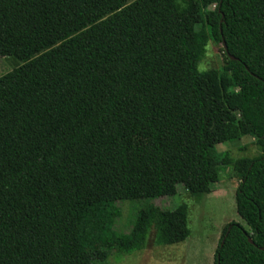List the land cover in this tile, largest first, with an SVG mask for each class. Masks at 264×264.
Instances as JSON below:
<instances>
[{
	"label": "trees",
	"instance_id": "trees-1",
	"mask_svg": "<svg viewBox=\"0 0 264 264\" xmlns=\"http://www.w3.org/2000/svg\"><path fill=\"white\" fill-rule=\"evenodd\" d=\"M207 37L221 70L199 69ZM0 57L22 64L0 78V264L183 243L188 205L152 201L202 198L228 167L246 227L224 229L215 264H264V0H0ZM244 137L260 156L217 149Z\"/></svg>",
	"mask_w": 264,
	"mask_h": 264
},
{
	"label": "rangeland",
	"instance_id": "rangeland-1",
	"mask_svg": "<svg viewBox=\"0 0 264 264\" xmlns=\"http://www.w3.org/2000/svg\"><path fill=\"white\" fill-rule=\"evenodd\" d=\"M205 52L201 57V72L221 70L225 63L223 46L212 43L205 38ZM22 64L12 57H0V78L12 72ZM239 92H235V98ZM220 153H228L234 160L255 158L262 154L256 141L244 137L236 142L218 145ZM240 185L233 167L224 169L219 184L215 185L210 194L195 198L178 187V194L173 197H162L153 200V204L164 210H175L182 204L189 207V228L191 236L183 243L174 246H156L154 233L149 240L147 249L129 256L112 255L106 264H215V254L221 241L224 229L230 223H239L246 227L239 217L236 208V193ZM146 201L124 202L120 204L122 217L117 221L116 228L121 233L130 232L138 211Z\"/></svg>",
	"mask_w": 264,
	"mask_h": 264
},
{
	"label": "water",
	"instance_id": "water-1",
	"mask_svg": "<svg viewBox=\"0 0 264 264\" xmlns=\"http://www.w3.org/2000/svg\"><path fill=\"white\" fill-rule=\"evenodd\" d=\"M224 48H225L226 51H228L226 44H224ZM230 59H232V60H236V59H235L234 57H232V56H230ZM250 243L254 244V242H253L252 240H250Z\"/></svg>",
	"mask_w": 264,
	"mask_h": 264
}]
</instances>
